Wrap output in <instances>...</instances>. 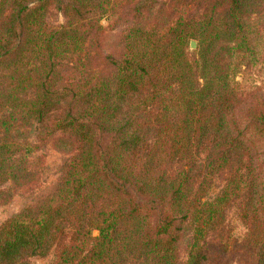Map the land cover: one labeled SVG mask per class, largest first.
Segmentation results:
<instances>
[{
    "label": "trees",
    "instance_id": "obj_1",
    "mask_svg": "<svg viewBox=\"0 0 264 264\" xmlns=\"http://www.w3.org/2000/svg\"><path fill=\"white\" fill-rule=\"evenodd\" d=\"M176 1L0 0L4 201L42 186L43 140L67 156L0 224V264H205L231 211L264 264V0H197L191 22Z\"/></svg>",
    "mask_w": 264,
    "mask_h": 264
},
{
    "label": "rangeland",
    "instance_id": "obj_2",
    "mask_svg": "<svg viewBox=\"0 0 264 264\" xmlns=\"http://www.w3.org/2000/svg\"><path fill=\"white\" fill-rule=\"evenodd\" d=\"M154 4L153 13L154 18L157 16L156 10L159 9L162 5L163 8H168V6H172V4L168 5L170 1L174 0H152ZM176 1V0H175ZM197 0H189L186 2L176 1L174 5L176 7L177 13L173 16H181L184 20L191 22L193 20H197L196 18L199 13H201L202 9L200 8L203 4L200 2L198 5ZM125 10L119 11L120 17H124ZM161 16H163L166 10L161 11ZM164 13V14H163ZM145 14V13H144ZM147 15V14H146ZM128 16H126L127 18ZM48 20L53 25H58L59 23H63L65 21V17L62 11L58 9L52 10L48 15ZM102 23L104 25H108L109 22L106 19H103ZM194 24V23H191ZM124 25L116 26L110 29L103 43L104 50L107 53L112 51L118 52L119 46V37L120 32L124 28ZM196 42V47L198 45L196 40H191L189 42V47L191 50H195L196 47L191 46V42ZM247 75L239 74L237 76L238 80L244 82H255L257 80V84H259L260 78L257 76L253 77L249 81H246ZM256 78V79H255ZM2 134H0V138ZM42 149L38 152V154H43L45 163L38 164V168L42 170L41 178L43 182L42 186L35 190L33 193L29 194H17L10 201H4V196L0 193V224L4 223L8 218L13 216L14 214L21 211L25 206L36 201L40 196L47 194L50 192L55 185V182L59 178L60 168L64 159L67 157L64 153L57 151L52 142H45V140L41 143ZM220 183H218V187L213 188L211 190L212 194H216L219 190ZM5 187L1 188L3 190ZM226 224L229 227V236H224L223 238L214 237V239L207 240L208 244H204V249H206L208 257L205 264H254L256 261V248L254 246L245 244L244 237L247 232V229L243 226L242 222L237 217L234 211L229 212L226 220ZM95 235H98V232H94ZM228 239V240H227ZM191 241V236L189 234L183 235L182 239L179 242V252L182 260H186L187 254L189 251V243ZM53 260V253L49 254L47 257H36L33 259L34 264H50Z\"/></svg>",
    "mask_w": 264,
    "mask_h": 264
},
{
    "label": "water",
    "instance_id": "obj_3",
    "mask_svg": "<svg viewBox=\"0 0 264 264\" xmlns=\"http://www.w3.org/2000/svg\"><path fill=\"white\" fill-rule=\"evenodd\" d=\"M191 46L195 48L196 47V42L195 41H192L191 42Z\"/></svg>",
    "mask_w": 264,
    "mask_h": 264
}]
</instances>
